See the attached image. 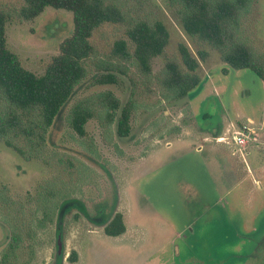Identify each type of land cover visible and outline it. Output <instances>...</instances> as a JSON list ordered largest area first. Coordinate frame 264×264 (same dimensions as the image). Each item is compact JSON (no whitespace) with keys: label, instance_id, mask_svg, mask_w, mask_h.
Listing matches in <instances>:
<instances>
[{"label":"rangeland","instance_id":"374dc122","mask_svg":"<svg viewBox=\"0 0 264 264\" xmlns=\"http://www.w3.org/2000/svg\"><path fill=\"white\" fill-rule=\"evenodd\" d=\"M121 1L164 24V55L152 61L151 79L131 68L108 85L95 83L100 72L89 63L87 78L48 129L39 159L25 160L0 142V258L15 229L22 241L13 264H55L56 257L62 264H264V83L250 70L230 69L216 51L191 40L166 0ZM21 6L20 0H0V10L11 16L7 47L23 68L41 75L71 35L72 14L48 7L24 22L16 17ZM124 31L105 25L91 42L106 55ZM240 35L264 53V0H254ZM179 45L197 59L201 83L176 99L156 77L168 60L181 64ZM198 50L206 53L204 60ZM103 91L121 106L134 103L128 136L119 137L114 124L95 117L85 124V136L77 137L66 122L71 105ZM211 133H220L233 157L216 156L215 146H221ZM237 133L245 136L242 146L233 142ZM226 156L230 171L217 173ZM50 187L66 193L59 205L76 199L82 208H59L61 229L57 215L37 225L44 212L41 195ZM114 200V213L122 214L133 237H108L97 226L113 214Z\"/></svg>","mask_w":264,"mask_h":264},{"label":"trees","instance_id":"16d2710c","mask_svg":"<svg viewBox=\"0 0 264 264\" xmlns=\"http://www.w3.org/2000/svg\"><path fill=\"white\" fill-rule=\"evenodd\" d=\"M20 1L22 6L16 17L21 21L34 20L48 7L70 12L73 19L71 35L60 44L59 53L50 59L44 72L36 75L23 68L18 57L8 49L6 24L11 16L0 10V142L25 160H31L39 159L48 129L76 88L87 78L89 63L100 72L94 79L98 85L114 84L116 74L128 75L131 68L137 76L151 79L152 61L164 55L169 33L161 21L129 11L121 0ZM253 2L166 0L181 29L191 40L216 51L230 69L250 70L264 83V53L253 50L240 35L241 19ZM105 25H120L125 29V37L115 40L106 55L99 54L91 42L94 32ZM178 51L181 64L168 60L156 77L162 90L176 99L187 96L201 83L196 75L197 59L184 45H179ZM197 55L201 60L206 57L202 50H198ZM133 109L131 100L121 106L112 92L103 91L75 101L66 122L77 137H84L85 124L92 118L104 117L108 124L115 125L117 135L123 138L130 132ZM65 195L51 187L41 195L44 212L37 225L53 222L57 215V227L61 229L63 214L58 209L80 207L78 200L67 198L60 207L58 199ZM113 203L109 220L97 225L103 227V233L108 237H118L125 232L124 218L121 213H114L116 200ZM21 241V234L13 229L0 264L14 263ZM75 254L73 251L71 256ZM56 258L55 264H62L61 258ZM68 260L71 261L70 256Z\"/></svg>","mask_w":264,"mask_h":264},{"label":"crops","instance_id":"0c3cea01","mask_svg":"<svg viewBox=\"0 0 264 264\" xmlns=\"http://www.w3.org/2000/svg\"><path fill=\"white\" fill-rule=\"evenodd\" d=\"M185 130V129H184ZM183 130V131H184ZM179 131V130H178ZM183 131H182V134H183ZM210 136V138L212 139V140H214L215 141V143L216 144H219L220 146H221V148H218L217 146H215L217 149V152H218V154H216V156L217 155H222V154H225L226 155V153H229L230 154V156L231 157H233L234 156V152H230L229 150L231 149V146H228V145H225V144H222L221 143V141H220V139H221V135H220V133H217V134H214V133H211V134H209ZM181 134H180V137H178V138H176L177 140H179V139H181ZM205 139V141H209V139H208V137H206V138H204ZM222 145H224V146H222ZM205 149V148H204ZM233 149V148H232ZM202 150V147H200V146H198V147H196V151H198V152H200ZM234 150V149H233ZM219 151H220V153H219ZM241 156V155H240ZM242 158V157H241ZM214 159H215V157H214ZM214 159H210L211 160V162L212 161H214ZM225 163L224 165H221L220 166V168H218L217 169V173H220V172H223V173H226L227 171H230V168L229 169H227L226 168V162H229V158L226 156V160L223 158V161H222V163ZM214 165L215 167H216V163H211L210 165ZM229 167L231 166V164L229 163V165H228ZM246 168H248L247 166H245ZM252 171V170H251ZM213 173H215L214 171H212ZM216 174V173H215ZM251 175H253V171H252V173H251ZM126 237H133L134 235H135V231H132L130 228H128L127 229V226H126V224H125V232L123 233ZM122 234V235H123ZM122 235H120V236H122ZM120 236H118V237H120ZM112 238H116V237H112Z\"/></svg>","mask_w":264,"mask_h":264},{"label":"built area","instance_id":"2783aa9c","mask_svg":"<svg viewBox=\"0 0 264 264\" xmlns=\"http://www.w3.org/2000/svg\"><path fill=\"white\" fill-rule=\"evenodd\" d=\"M233 142L238 146H242L245 144V136L237 133V135L233 136Z\"/></svg>","mask_w":264,"mask_h":264}]
</instances>
